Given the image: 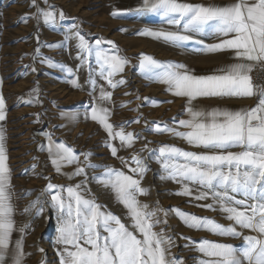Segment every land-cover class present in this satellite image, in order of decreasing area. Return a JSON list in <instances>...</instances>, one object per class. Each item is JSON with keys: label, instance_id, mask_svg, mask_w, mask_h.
<instances>
[{"label": "snow or ice", "instance_id": "6c2138e0", "mask_svg": "<svg viewBox=\"0 0 264 264\" xmlns=\"http://www.w3.org/2000/svg\"><path fill=\"white\" fill-rule=\"evenodd\" d=\"M42 2L44 8L36 0H31L35 11L21 17V20L27 23L31 18L39 26L42 19L48 28L58 29L60 21L66 19L65 14L62 11L57 13L48 0ZM129 12L158 20L157 26L145 27L139 35L186 51L226 53L231 62L211 74L197 75L182 63L160 62L143 54L139 57L138 68L144 78L164 85L166 92L185 100L186 119L174 117L168 123L153 121L154 127L149 131L167 134L192 148L202 149L189 151L173 145L149 148L145 143L141 151L148 153L147 157L140 153L129 158L118 155L121 149L133 148L140 134L124 130L129 122L119 126L109 122L111 109L105 102L111 100L112 93L101 87L97 98V82L90 73L87 83L91 88L89 96L93 99L83 105L85 119L90 118L103 128L108 135L104 146L128 172L107 164H93L90 152L78 155L66 143H57L50 134L44 133L48 140V156L57 174H62L63 167L76 165L74 171L64 174L66 179L83 177L79 183L66 187L52 184L48 177H41L49 180L41 190V196H50L49 206L58 213L55 243L60 246L57 250L59 264H185L171 256L175 239L167 234L166 227L156 230L161 225L167 226L170 214L179 217L189 229L242 240V246H234L208 239L195 242L181 237L187 240L185 247L199 254L195 264H264V82L253 76L257 69L264 72V0H228L226 4L139 0L138 6ZM125 14L120 11L111 13L113 18ZM36 36L38 46L32 56L34 63L39 59L47 67L66 73L69 78L74 76L71 67L41 56L40 48L68 50L71 42H75L77 58L84 61L94 57L98 75L109 87L114 89L126 83L123 79H113L129 64L113 41L97 38L94 44L90 43L75 23L64 31L60 43L40 44L39 27ZM207 36L218 42L207 44L200 38ZM105 44L110 47H103ZM32 71H36L35 67ZM67 82L73 87L78 86L76 79ZM38 92V87L33 88L29 96ZM200 98H256L257 103L251 108L237 110L206 109L195 103ZM24 103L33 101L25 100ZM149 103L156 105L158 102L152 100ZM77 115L75 112L63 113L65 119L73 122ZM4 119L5 101L0 96V121ZM139 122V116L131 121ZM116 127L120 130L116 131ZM116 139L120 141L119 149L111 143ZM4 140L0 129V264H24L28 255L24 252V235L31 225L16 226L17 209L13 203L16 194L11 184ZM153 158L160 166L161 178L180 185L173 195L211 201L195 206L219 211L230 222L229 225L224 226L215 219L176 207L163 209L158 202L154 206L142 203L138 197L147 195L148 190L142 187L141 181L150 171L147 161ZM89 170L99 174L89 177ZM89 182H96L112 191L115 201L127 210L130 225L96 202L87 188ZM193 185L196 186L195 191L191 187ZM27 195L30 193H24L20 198ZM34 208L37 217L44 212L40 197L31 201L23 214ZM161 214L164 219H161ZM244 230L250 234L245 235ZM17 232L19 238L13 239Z\"/></svg>", "mask_w": 264, "mask_h": 264}, {"label": "rangeland", "instance_id": "374dc122", "mask_svg": "<svg viewBox=\"0 0 264 264\" xmlns=\"http://www.w3.org/2000/svg\"><path fill=\"white\" fill-rule=\"evenodd\" d=\"M114 2L115 0H48V4L54 6L57 13L62 11L66 17L64 21H60L58 29L52 30L43 24L42 19L39 26L31 18L27 23L21 20V17L35 11L31 7V0H0V96L5 101V112L10 115L8 121L10 128L4 133V137L11 151L15 156L17 155L19 164L24 165L25 170L22 172L28 170L26 164L31 165L29 161L32 159V152L30 151L36 150L37 147L32 143L43 133H48L56 139L71 137L72 142L75 136H83L84 153L92 154L91 163L93 164H97L98 158H95L92 151L96 145L95 131L80 129V123L77 126L75 122L85 117L83 105L91 103L93 99L89 96L91 88L87 83L90 73L97 82V88H101L102 82L106 81L99 77V68L94 57H88L84 61L77 58L75 42H71L68 50L40 48L41 56L71 67L74 70V76L69 78L66 73L47 67L39 59L34 63L32 56L38 46L36 36L38 27L39 43L42 45L60 43L63 40L64 31L75 23L79 25L81 33L90 43L94 44L97 38H102L113 41L118 46L120 54L128 59L129 64L123 73L113 77L114 80H125V84L113 89L106 82V86L112 93L109 105L113 106L115 125L131 122L126 115L123 121L122 111L126 107L121 105L128 104L129 109H136V100L141 102L143 99L151 98L154 92L149 87L150 81L144 78L138 68L139 57L142 54L149 55L160 62L183 63L180 55H172L174 51L180 53L182 49L168 46L163 42H152L153 38L138 34L145 27H154V19H148L150 16L139 17L127 13L124 9L121 12L126 13L125 15L113 18L111 13L119 11ZM36 3L41 8L45 7L42 0H36ZM103 47L108 48L110 45L105 44ZM32 67H35V72L32 71ZM69 79H76L78 86L73 87L67 82ZM37 87L38 94L32 93L29 96L32 89ZM95 95L97 97V94ZM25 100H32L33 103H24ZM149 101L146 103L151 104ZM64 112L78 114L75 122L67 121L76 124V127L73 128L72 124L66 125L67 119L63 116ZM129 116L131 120L137 118V115L131 112ZM63 126L65 128H62ZM28 182L27 177L24 187H29ZM89 184L91 185L92 182ZM160 203L162 204L163 201L158 202L159 206ZM167 203L171 208L174 207V203ZM169 226H172L170 220ZM166 231L175 239V248L171 249V256L177 257L181 252V249L176 248L179 237L171 228H166ZM191 251L193 250L186 249L187 254Z\"/></svg>", "mask_w": 264, "mask_h": 264}, {"label": "crops", "instance_id": "0c3cea01", "mask_svg": "<svg viewBox=\"0 0 264 264\" xmlns=\"http://www.w3.org/2000/svg\"><path fill=\"white\" fill-rule=\"evenodd\" d=\"M191 3H217V4H226L228 0H188ZM116 9L120 12L124 9L127 13H130L129 10L134 9L138 6L139 0H115ZM132 14V13H131ZM134 15V14H133ZM148 19H154L153 24L158 25V20L155 17H149ZM167 26V25H165ZM207 44H212L218 42L214 37H200ZM152 42H161L155 39H151ZM173 52V51H172ZM168 54V53H167ZM172 55H180L182 57V64L186 65L189 70H192L197 75H208L213 73L216 69L222 67L223 65L230 63L231 60L226 53H215V54H203L196 53L190 50H181L180 53L174 51ZM95 77V74H94ZM105 90L111 92V90L106 86V82H102L101 85ZM149 87L154 91L151 98L146 100H136V109H129L128 104H126V109L122 111V119H130L131 114H136L140 117L139 123H129L125 126V131L135 132L140 134V139L137 140L133 148L130 149H121L118 151L119 156H124L129 158L136 153H140L142 156L147 157L148 153L142 152L141 149L144 147L145 143H148L149 148H158L163 145H173L184 150L189 151H202V149L192 148L183 142L180 139L173 138L167 134H156L155 132L149 131L150 128L154 127L152 124L153 121L168 123L173 121V118L186 119L184 114V105L185 100L182 98H177L172 96L170 93L165 91V86L160 83L150 82ZM99 88V87H98ZM96 90L97 97L99 96L100 88ZM148 100L157 101L156 105L146 103ZM171 101V102H169ZM121 102V101H120ZM106 106L111 109V116L109 122L114 126H119L114 124L113 120V106L109 105V101L105 102ZM197 105L204 107L206 109H211L215 107L228 108V109H241V108H251L256 105V98H200L195 102ZM124 104V103H123ZM126 115V118H125ZM9 114L5 112V119L0 121V129L3 130V133L9 131ZM81 121L75 122L77 126L79 124L80 129L83 130H94L96 139V145L92 150L93 155L97 158V165H110L117 169H122L120 160L113 157L110 151L104 146L108 141V135L103 130V128L92 121L90 118L85 119V117L80 118ZM79 119V120H80ZM134 119V118H133ZM66 125H70L74 128L76 124L67 122ZM89 121V123H87ZM147 122V123H146ZM125 122H122L124 124ZM62 128H65L63 126ZM116 131H119V127L115 128ZM183 130V129H181ZM83 136H75L74 141H71L70 138L61 139L58 137H53V139L59 143L64 142L68 146L72 147L76 153L79 155L84 153L83 151ZM94 142V143H95ZM150 142V143H149ZM118 149L120 147L119 139L111 141ZM4 145L6 153L8 156L7 163L11 170V184L13 186V191L16 194L13 198V203L17 209V215L15 216L17 228L23 227L25 224H30L31 227L25 230L24 235V252L27 255L24 264H59V256L57 255V250L60 247L55 243V237L57 235L56 228L58 226L57 215L58 213L54 211L50 205V196H41V190L44 189L49 182V180L42 179L41 177L50 178V182L55 185H75L79 183L83 177H76L72 180L66 179L64 174L71 173L74 171L76 165H69L63 167L61 172L62 174H57L51 161L48 156V140L44 133L41 136L37 137L32 145L37 146L36 150H32L31 153V165L26 164L28 170H25L24 165H20L17 155H14V152L11 151L9 143L7 140H4ZM34 153V154H33ZM81 162L83 161V156L80 157ZM102 159V160H100ZM150 171H148L142 181L141 185L148 190L147 195H141L138 199L145 204L152 205L157 202L160 203L163 209H170L171 206L167 205V202L174 203V207L181 209L184 212L193 213L200 217H209L215 219L216 222L228 226L229 221L224 218V216L219 211H208L201 207H196V204H205L210 203L211 201H195L190 197H182L173 195L180 188L178 183L172 182L171 180H166L161 178V169L158 163L155 162V159L147 161ZM35 166V167H33ZM22 167V168H21ZM125 172H128L127 168H123ZM29 171V172H28ZM98 172H92L89 170L88 175H98ZM28 177L29 182L27 183L29 187H24L26 184V178ZM193 187V190H196V186ZM87 188L90 190L91 195L96 199V202L105 206V210L110 211L115 214L118 218L122 220L126 225H130V220L127 218V210L123 205L117 203L114 199V194L110 189L103 188L98 185L96 182H92L90 185L88 183ZM24 193H30L26 197L20 198ZM67 194L65 193V196ZM37 197H40L44 205V212L40 216H35L36 209H32L29 213L23 214L24 208ZM161 219H164L161 214ZM169 220L172 226H169ZM167 229H173L176 231L179 240L176 242V248L181 249L180 255L177 256V259L183 260L185 264H195L196 258L199 256L194 250L190 253H186V249H191L190 247H185L187 240L181 239V237L191 238L192 241L199 242L201 239H208L217 242L231 243L234 246H242V240L232 239L228 237H217L206 231H196L193 229L187 228L179 217L175 214H170L167 218ZM160 227L156 230L159 231ZM244 234H250L247 230H244ZM19 238V233H14L13 239ZM178 239V238H177ZM172 248H175L173 246ZM171 248V249H172ZM38 249H43V252H40Z\"/></svg>", "mask_w": 264, "mask_h": 264}, {"label": "built area", "instance_id": "2783aa9c", "mask_svg": "<svg viewBox=\"0 0 264 264\" xmlns=\"http://www.w3.org/2000/svg\"><path fill=\"white\" fill-rule=\"evenodd\" d=\"M253 76L257 78L259 82H264V72H261L259 69L253 72Z\"/></svg>", "mask_w": 264, "mask_h": 264}]
</instances>
